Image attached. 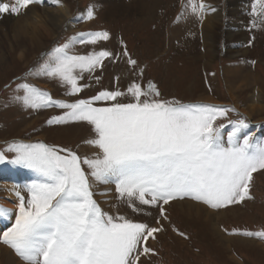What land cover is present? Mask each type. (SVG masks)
<instances>
[{"label": "rangeland", "instance_id": "1", "mask_svg": "<svg viewBox=\"0 0 264 264\" xmlns=\"http://www.w3.org/2000/svg\"><path fill=\"white\" fill-rule=\"evenodd\" d=\"M49 1L31 0L39 9L57 7ZM110 1L60 0L75 24L36 51L16 48L6 22L25 4H0L7 57L0 66V162L16 161L40 177L33 190L18 191L25 221L18 218L21 227L9 237L32 233L48 216L59 220L57 239L48 240L43 262L36 255L29 264H264V0L237 2L245 36L238 48L228 44L245 52L234 56L223 35L206 50L194 23L173 40L166 12L178 0L150 18H108ZM220 9L225 29L237 18L231 1ZM237 66L252 82L233 90L235 104L228 84L237 78L224 68ZM254 94L263 107L248 115L239 106ZM134 154L163 164L174 181L165 194L146 193L165 185L157 180L152 187L133 181L139 189L131 181L108 186L106 175L117 166L129 173L120 161ZM185 170L197 182L195 196L179 183L193 180ZM13 195H0L13 199L12 216L19 207Z\"/></svg>", "mask_w": 264, "mask_h": 264}, {"label": "bare ground", "instance_id": "2", "mask_svg": "<svg viewBox=\"0 0 264 264\" xmlns=\"http://www.w3.org/2000/svg\"><path fill=\"white\" fill-rule=\"evenodd\" d=\"M52 1L53 0L49 1L50 4H52ZM59 1L60 0H56L55 2L53 1L54 2L53 4H57V7H53V8L44 7L39 9L36 5H34L33 2H31V0H0V4L3 5L4 9L12 8L17 4L18 5L20 4L21 7L20 6L19 7L20 9H22V4H25L23 6L22 12L18 14V17L20 16L19 18L18 17L13 18L12 16H8L6 18L8 28L12 33V34L10 33L11 41L13 44L16 45V48H21L20 50L22 51L28 49L35 51L39 50L43 47L45 41L48 39V36H52V37L57 36L58 30L63 28H67L69 30L72 29V27L75 24V18L69 19L70 18L69 7L67 5H64L63 3H60ZM132 1L133 2L130 3L129 5L124 0L110 1V5L105 10L106 17L109 18V17H113L114 15L119 16L123 13L128 15L129 14L134 15L135 13H137L141 18L143 17L150 18L153 16L154 12L156 13V11L160 9V7L166 10L171 5V3L174 2V0H169V1L167 0L168 4H166L167 1L165 0H132ZM225 1H231L233 14L236 16L234 17L237 19L235 21L232 20L226 22L225 26L227 28L223 29L221 23L224 21V18L226 17H224L225 16L224 13L221 12L220 4L222 3L224 4ZM238 1L240 0H178V4H177L178 8L175 10L169 9V11L166 12L167 13L166 15H168L167 19L174 25L170 27L169 24L167 23L166 33L170 37H173V40L174 38H179L181 35H184L186 32H188V30L190 31L192 30L193 23L197 27L199 20L198 17H201L203 22L202 24H200L201 23L200 22L199 25L201 27L203 45L206 50L209 49L212 51L214 47H216L215 45L218 44V41L220 39L219 37L223 35L226 39V44H227L226 48H228L226 51L227 53H230V56L243 54L245 52L243 50V47L241 50L230 49L229 48L230 44H228L229 42L233 41L235 44L234 48L236 47L238 48L243 43V38L245 36V33L242 30L243 16L240 13V8H239L240 3L238 4L237 3ZM25 6H28L26 10L24 8ZM222 14L224 16H222ZM230 46H232V44ZM1 49H0V66L4 65L7 62V57L5 56V54ZM224 71L226 72L227 75H230L231 78L234 79L237 78L235 79V82L229 79L231 83L230 84L227 83L228 89L230 91V97L232 98L233 102L236 104V98L233 95H231V93H233V90H236L239 87L241 88L248 86V84L252 82V80H250L249 77L250 74H248L249 76L242 74L241 73L242 68H239V66L235 67L234 69L232 68V70H228V67H225ZM240 83H242V85H240ZM200 98L204 100H208V97L206 95L201 96ZM258 98H260V96L256 97V95L254 94L251 96V100L249 104L246 105V107L244 106L241 107L239 105L237 106H239V108L248 115H252V113L257 111L258 109L260 112V109L263 107V105H260ZM209 100L214 101V99L212 98ZM263 132L264 131H262V133ZM131 161H127L125 163L126 166L124 164L123 165L120 164V165L124 167H128L129 165L128 163ZM156 166L157 165L155 162L154 163L149 162L148 164H146L145 161L136 160L135 167H132L131 169L132 171H130L129 173H123L120 167L117 166L115 169L113 168L114 170L112 169V171L107 174L108 177L106 175L105 180L107 184L116 180L122 181L123 183L124 182L127 183L128 181L131 182L136 181L137 183L145 182L146 185L148 184V187L154 186L156 180L161 182L164 181L165 185L168 184V182L165 181V179H163L164 174L160 171L159 167L156 168ZM130 168L131 166L129 167V170ZM23 176L26 177L27 175L20 172V170L17 168V166L13 161L5 160L4 162H0V184L2 182V185L0 186L1 189L0 195H4L7 189L9 195L14 194L13 197H15V201L18 204L17 193L19 186H17V184L20 183ZM1 180H5L4 182L6 183H4ZM191 183H192L191 181H188V185H190ZM109 185L110 184H108V186ZM12 201L13 199H9L7 201L5 198L0 197V210L3 211V216L9 219L8 221H6L5 219L2 218V221L0 222V229H1V223H4L6 221L9 222L8 225H11L14 222V219L16 217V208H14L13 210L14 213L13 216L9 213L8 210H4L2 208L4 206L7 208H9V206L11 207L10 204L8 205V202H12ZM188 202L190 203L191 201ZM193 206L191 205V207ZM203 207H205V205H203ZM24 212H26V208H24ZM206 214L209 216V214H211V210L206 208ZM21 216L22 217L24 216L23 211ZM212 226L215 230H217L216 233H219L220 237H224V239L226 240L230 239V237L226 236L225 233H223V231L219 229L215 221L213 222ZM0 252H1L0 264H27L24 262L22 263V261H20L15 256L13 251L7 245L4 246L0 245Z\"/></svg>", "mask_w": 264, "mask_h": 264}, {"label": "crops", "instance_id": "3", "mask_svg": "<svg viewBox=\"0 0 264 264\" xmlns=\"http://www.w3.org/2000/svg\"><path fill=\"white\" fill-rule=\"evenodd\" d=\"M4 210H8V211H10V209L9 208H7V207H2Z\"/></svg>", "mask_w": 264, "mask_h": 264}]
</instances>
